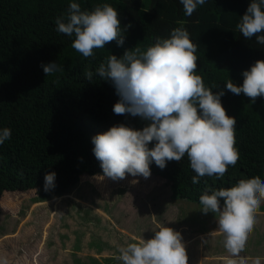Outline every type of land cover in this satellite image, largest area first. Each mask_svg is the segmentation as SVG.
<instances>
[{
  "label": "trees",
  "instance_id": "1",
  "mask_svg": "<svg viewBox=\"0 0 264 264\" xmlns=\"http://www.w3.org/2000/svg\"><path fill=\"white\" fill-rule=\"evenodd\" d=\"M72 2L89 11L98 4L113 6L119 13L124 45L110 42L102 49H94V57L88 58L73 49L75 37L56 30V18L66 16ZM250 2L206 0L191 16H186L180 0H0V129L11 130L10 139L0 145V207L15 217L12 211L17 204L7 202V196L33 192L32 205L49 203L79 187L84 179L94 183L103 199L115 189L133 185L147 196L168 190L176 199L198 204L206 188H230L241 179L256 176L264 181V97H257L252 103L243 93L235 95L226 89L229 80L242 85V73L257 60H264V45L258 44L255 37L245 39L237 28ZM176 27H184L198 46L196 74L207 87L218 86L213 92H225L221 102L226 114L236 119L235 147L239 159L235 166H228L223 178L204 176L198 184L192 183L196 173L187 154L180 162H167L163 169L153 161L148 178L137 175L131 181L125 177L115 184V180L104 175L94 156L92 137L121 123L139 130L150 122L130 114H115L113 106L119 96L112 82L101 79L96 69L111 54L119 58L125 50L136 47L146 51L157 37L168 38ZM51 62L62 70L46 76L42 65ZM86 71L94 74L91 82L84 76ZM51 172L56 174L55 187L45 191L44 177ZM90 193L91 199L95 188ZM259 209H264V201ZM159 210L164 216L168 213L165 208ZM16 219L8 227L0 219V261L27 264L26 260L34 264L28 249L20 248H27V237L16 233ZM153 219L164 222L161 216ZM59 230L58 235L65 230L64 226ZM68 236L66 233L63 240ZM44 247H39L37 254H48L50 264L55 261L49 253L52 248L47 252ZM80 250L74 256L68 254L66 261L78 264L72 257L75 259ZM64 253L60 248L57 256ZM90 257L98 264L94 259L99 256Z\"/></svg>",
  "mask_w": 264,
  "mask_h": 264
},
{
  "label": "clouds",
  "instance_id": "2",
  "mask_svg": "<svg viewBox=\"0 0 264 264\" xmlns=\"http://www.w3.org/2000/svg\"><path fill=\"white\" fill-rule=\"evenodd\" d=\"M180 3L185 15L191 16L206 0ZM118 17V11L108 3L89 11L72 2L66 16L56 18V30L74 36L71 46L84 58L94 57V49H102L110 42L124 45ZM127 27L130 25L123 30ZM237 28L245 39L255 37L258 44L264 45V0H251ZM197 48L190 33L184 27H176L168 38L157 37L146 51L136 47L125 50L119 58L111 54L96 69L101 79L112 82L119 96L113 106L115 114H130L150 122L139 130L121 123L92 137V151L105 176L113 180L124 179L126 174L148 178L153 161L163 169L167 162H180L187 154L196 173L192 183L198 184L204 176L221 179L228 166L236 165V119L227 115L222 106L224 90L213 92L218 86L207 87L196 74ZM42 68L46 76L62 70L56 62ZM93 75L92 71L84 73L90 82ZM242 75V85L229 80L226 89L235 95L243 93L252 103L257 97H264V60H257ZM10 137L9 128L0 129V145ZM55 176L54 172L45 175V191L55 187ZM199 200L204 214H218L224 246L232 257H239L254 229L255 213L264 201V181L256 176L241 179L230 188H206ZM154 233L153 238L120 248L118 259L123 264H188L181 233L167 226ZM228 264L236 261L230 259ZM254 264H260L259 258Z\"/></svg>",
  "mask_w": 264,
  "mask_h": 264
},
{
  "label": "rangeland",
  "instance_id": "3",
  "mask_svg": "<svg viewBox=\"0 0 264 264\" xmlns=\"http://www.w3.org/2000/svg\"><path fill=\"white\" fill-rule=\"evenodd\" d=\"M135 177L138 176L130 174L126 176L131 181L136 180ZM89 181L82 180L83 183L79 187L49 203L32 205L30 202L35 200L33 192L6 197L7 202L17 204L12 211L17 218L16 233L27 237V248L21 246L22 244L20 248L28 249L34 264L48 263V254H37L40 252L37 249L42 246H45L47 252L52 248L49 253L55 261H50V264H74L66 261L68 254L74 256L81 247L86 250H80L75 259L72 257V261L78 264H94L90 255L99 256L94 259L98 264H109L108 260L120 261L118 259L120 248L136 241L153 238L154 232L166 225L175 231L179 230V233L185 229L181 232L184 244L200 232L209 235L211 239L207 241L211 242V246L204 251L199 264H219V258H223L227 264L230 259H234L236 264H254L259 258L260 264H264V209H259L255 213L256 223L248 235L245 249L239 257H232L223 245L224 236L219 231L216 220L218 214L214 215L211 212L204 214L201 211V204L176 199L168 190L147 196V193L139 188L131 187L133 185L115 189L109 197H104L105 200L101 197L103 195L100 196V192H97L94 183ZM119 181L121 179L115 180L114 183ZM92 188H95L96 193L90 199ZM159 207L167 209L168 213L164 216ZM0 209V212H3L0 213L2 225L8 227L13 224L15 217H11L9 211L6 212L1 207ZM158 216L164 217L163 223L154 221L153 218ZM63 226L65 230L58 235L59 228ZM66 233L69 236L64 241ZM76 244L79 246L78 251ZM60 248L65 251L64 256H57ZM194 250L193 245H188L186 254L190 255ZM25 263L28 264L26 260Z\"/></svg>",
  "mask_w": 264,
  "mask_h": 264
},
{
  "label": "crops",
  "instance_id": "4",
  "mask_svg": "<svg viewBox=\"0 0 264 264\" xmlns=\"http://www.w3.org/2000/svg\"><path fill=\"white\" fill-rule=\"evenodd\" d=\"M183 230H185V229H182L181 232H183ZM198 233H196V234H198ZM193 235H195V234H193ZM207 239H211V238H209V235H206V234L200 232L198 235L191 237L190 240L184 244L185 248L188 245H193L195 248L193 253H191L190 255H187L188 264H199V261L201 260V257L204 254V251L206 249H209L211 246V242H208ZM191 241H192V243H191ZM223 245H224V243H223ZM218 260H219L218 261L219 264H227L226 262H224L223 258H219ZM225 261H228V260H225Z\"/></svg>",
  "mask_w": 264,
  "mask_h": 264
}]
</instances>
